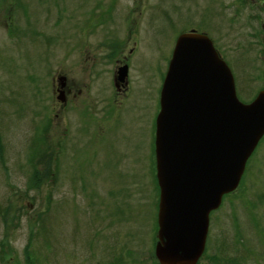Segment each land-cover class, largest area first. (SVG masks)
<instances>
[{
    "label": "rangeland",
    "instance_id": "rangeland-1",
    "mask_svg": "<svg viewBox=\"0 0 264 264\" xmlns=\"http://www.w3.org/2000/svg\"><path fill=\"white\" fill-rule=\"evenodd\" d=\"M259 4L0 0V264L14 250L22 260L32 229L39 264H158L153 144L176 39L206 34L248 103L264 89ZM125 65L123 91L113 72ZM49 153L51 178L36 189L31 163L41 170ZM209 227L199 264H264V137Z\"/></svg>",
    "mask_w": 264,
    "mask_h": 264
},
{
    "label": "water",
    "instance_id": "water-1",
    "mask_svg": "<svg viewBox=\"0 0 264 264\" xmlns=\"http://www.w3.org/2000/svg\"><path fill=\"white\" fill-rule=\"evenodd\" d=\"M127 66L115 82L125 83ZM57 101L64 103L65 78ZM155 121L159 188L158 264H197L209 216L239 187L247 161L264 137V90L248 104L236 95L230 68L210 38L195 31L175 42Z\"/></svg>",
    "mask_w": 264,
    "mask_h": 264
},
{
    "label": "trees",
    "instance_id": "trees-1",
    "mask_svg": "<svg viewBox=\"0 0 264 264\" xmlns=\"http://www.w3.org/2000/svg\"><path fill=\"white\" fill-rule=\"evenodd\" d=\"M43 143H44V140H43ZM32 144L35 145V146H32L30 148L32 149V148L35 147L34 150L36 151L39 148V144L37 143V140H34V142ZM36 144H38V145H36ZM41 156L46 157L45 158L46 159V161H45L46 163L45 164L42 163V166H43L41 168L42 171L39 170V169H35V168H37V166H35L33 162L31 163L34 171H33L32 177L30 178L31 179L30 183L36 189L40 188L44 184L49 183V180H50L51 175H52L51 174L50 165L56 159V158L55 159L53 158L54 154H51V153H49V155H44L43 154ZM154 181H155V186L157 188V182H156L155 178H154ZM27 188H28V186H27ZM39 216H40V214L37 217H39ZM37 222H38V220H37ZM32 230H33V233L30 231L28 244L23 248L24 254L22 256L23 257L22 260H20V258L18 257V255L16 254V252H15V250L13 248H8V251H9V249L14 250V252H13L14 254L13 253H7V256L10 255V256H8L9 260L11 261L10 264H39L40 263V259H39L40 258V254L35 251V243H36V241L34 242L35 238L37 237V231L35 232V229H32ZM1 249L3 250V247H1ZM4 255L5 256H3V255H0V256L3 257V261L5 262L6 261V254H4ZM210 260L214 261L215 259H214V257H211ZM230 262L231 261L226 260L225 264H237V262L234 261V260H232L231 263Z\"/></svg>",
    "mask_w": 264,
    "mask_h": 264
},
{
    "label": "flooded vegetation",
    "instance_id": "flooded-vegetation-1",
    "mask_svg": "<svg viewBox=\"0 0 264 264\" xmlns=\"http://www.w3.org/2000/svg\"><path fill=\"white\" fill-rule=\"evenodd\" d=\"M260 1H262L263 2V4H259V5H257V7H256V9L258 10V21H260V30H262V34H264V24H263V20H264V0H260ZM109 2H110V4H116L117 3V0H109ZM97 8H99L100 6H101V4L100 3H97L96 5H95ZM95 7V8H96ZM112 7H114V6H112ZM100 17V16H99ZM251 16H249V18H250ZM253 17V16H252ZM263 17V18H262ZM253 37V39H255L254 37H256V38H258V36H252ZM254 43V42H253ZM250 44V46L251 47H253V48H255L256 47V44ZM258 51H261V54L264 52V43H262L261 44V46L259 47L258 46ZM119 69V68H118ZM115 72L117 73V70L115 71L114 70V72H113V79L115 78V76H116V74H115ZM114 81V80H113ZM115 82V81H114ZM127 85L128 84H126V83H122L121 84V82H116V84H115V87L119 90V88L120 87H123V88H125L123 91H125L126 90V88H127ZM63 92H64V94L66 95V97L67 96H70V94L72 93V90L69 88V86H68V83H67V81H66V79H65V85H64V88H63ZM253 96V95H252ZM212 214V213H211ZM211 214H210V216H211ZM210 216H209V218H210Z\"/></svg>",
    "mask_w": 264,
    "mask_h": 264
},
{
    "label": "bare ground",
    "instance_id": "bare-ground-1",
    "mask_svg": "<svg viewBox=\"0 0 264 264\" xmlns=\"http://www.w3.org/2000/svg\"><path fill=\"white\" fill-rule=\"evenodd\" d=\"M209 229H210V227H208V232H209ZM208 232H207V234H208Z\"/></svg>",
    "mask_w": 264,
    "mask_h": 264
}]
</instances>
